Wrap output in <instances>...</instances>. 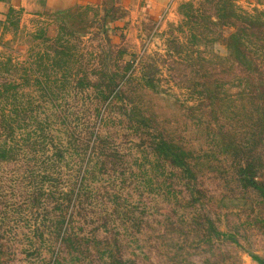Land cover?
I'll return each instance as SVG.
<instances>
[{
	"label": "rangeland",
	"instance_id": "1",
	"mask_svg": "<svg viewBox=\"0 0 264 264\" xmlns=\"http://www.w3.org/2000/svg\"><path fill=\"white\" fill-rule=\"evenodd\" d=\"M126 1L0 8V264H264V0Z\"/></svg>",
	"mask_w": 264,
	"mask_h": 264
},
{
	"label": "crops",
	"instance_id": "2",
	"mask_svg": "<svg viewBox=\"0 0 264 264\" xmlns=\"http://www.w3.org/2000/svg\"><path fill=\"white\" fill-rule=\"evenodd\" d=\"M107 0H0V8L13 6L33 14H57L72 9L78 4L97 6ZM143 14H157L170 0H127Z\"/></svg>",
	"mask_w": 264,
	"mask_h": 264
},
{
	"label": "trees",
	"instance_id": "3",
	"mask_svg": "<svg viewBox=\"0 0 264 264\" xmlns=\"http://www.w3.org/2000/svg\"><path fill=\"white\" fill-rule=\"evenodd\" d=\"M162 144H163L162 146L161 145L157 146V149L160 153L169 156L177 164L185 166V162L183 160V157L181 156L182 155L181 152L173 150L172 147L165 141L162 142ZM247 182L254 187L258 186L257 181L254 178H249Z\"/></svg>",
	"mask_w": 264,
	"mask_h": 264
}]
</instances>
